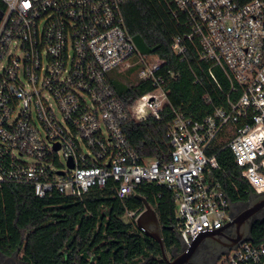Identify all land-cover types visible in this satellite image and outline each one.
I'll return each mask as SVG.
<instances>
[{
    "label": "built area",
    "instance_id": "1",
    "mask_svg": "<svg viewBox=\"0 0 264 264\" xmlns=\"http://www.w3.org/2000/svg\"><path fill=\"white\" fill-rule=\"evenodd\" d=\"M2 1L0 183L31 185L46 198L82 197L113 180L121 199L144 182L167 185L183 249L226 226L239 204L215 174L221 165L210 151L217 141L233 151L253 192L264 194V0H168L188 29L175 40L176 54L185 58L188 41L196 43L213 76L219 68L231 84L228 104L202 119L174 109L168 162L141 158L122 127L159 118L169 103L158 75L164 62L138 50L123 0ZM133 68L137 80L156 88L126 107L107 74ZM218 264H264V242H241Z\"/></svg>",
    "mask_w": 264,
    "mask_h": 264
},
{
    "label": "trees",
    "instance_id": "2",
    "mask_svg": "<svg viewBox=\"0 0 264 264\" xmlns=\"http://www.w3.org/2000/svg\"><path fill=\"white\" fill-rule=\"evenodd\" d=\"M243 5L252 0H235ZM5 4L0 0L1 15ZM126 27L138 50L164 62L158 75L164 79L169 103L160 117L128 120L122 127L135 152L145 159L170 160L171 143L167 133L175 119L174 109L186 117L202 119L215 106L228 104L230 81L219 68L209 70L200 60L198 46L188 41L186 57L176 54L173 45L188 29L179 22L168 0H123ZM136 68L111 70L107 74L111 88L126 106L155 87L151 79L137 80ZM241 92L231 94L232 99ZM220 140L210 154H217L221 169L216 176L233 203L249 200L254 193L241 175L233 151ZM117 183L93 187L82 197L55 194L38 197L31 185L0 183V254H17L25 264H166L160 245L136 224L146 198L156 210L167 252L181 247L179 220L173 190L167 185L144 182L135 192L121 199ZM252 239L264 242V221L252 226ZM22 253V256L20 254Z\"/></svg>",
    "mask_w": 264,
    "mask_h": 264
},
{
    "label": "water",
    "instance_id": "3",
    "mask_svg": "<svg viewBox=\"0 0 264 264\" xmlns=\"http://www.w3.org/2000/svg\"><path fill=\"white\" fill-rule=\"evenodd\" d=\"M69 164L71 167H73L72 161H70ZM138 197L144 202L145 208L137 216L136 224L138 228L141 229L147 236L151 237L159 243L163 254V259L166 264H186L204 240L208 238L215 240L218 239V236L222 234L223 229L202 233L198 236V238L193 242L191 246H189L187 249H183L182 252H180L177 256H174L171 259L168 256V252L163 241L162 229L156 210L151 206V204L146 198L142 196ZM247 203V209H245L239 215H234L233 220L226 225L227 227L234 228V236L224 235L222 240L220 238V241L224 242L226 245V252L236 248L241 242H244L246 240H253L252 224H250V222L253 216H255L259 211L264 209V194L253 193ZM234 209L235 208L232 207L233 213ZM260 221H264V217L260 218ZM178 238L182 246V240L180 237ZM0 256L5 257L1 254ZM14 257L17 258V254H15V256L5 258Z\"/></svg>",
    "mask_w": 264,
    "mask_h": 264
},
{
    "label": "flooded vegetation",
    "instance_id": "4",
    "mask_svg": "<svg viewBox=\"0 0 264 264\" xmlns=\"http://www.w3.org/2000/svg\"><path fill=\"white\" fill-rule=\"evenodd\" d=\"M248 201L239 203L234 209V215H239L248 207ZM264 217V209L259 211L255 216L252 217L250 224H253L260 220V218ZM222 234L218 236V239L208 238L204 240L199 247L196 249L194 254L191 256L189 261L186 264H218L222 255L226 253V245L224 242L220 241L223 239L224 235L234 236V228L224 226ZM182 246L179 249H175L171 252V259L174 256H177L180 252H182ZM4 264H25L23 261H16V258H7L4 261Z\"/></svg>",
    "mask_w": 264,
    "mask_h": 264
},
{
    "label": "rangeland",
    "instance_id": "5",
    "mask_svg": "<svg viewBox=\"0 0 264 264\" xmlns=\"http://www.w3.org/2000/svg\"><path fill=\"white\" fill-rule=\"evenodd\" d=\"M20 256H22V253L20 254ZM168 256L169 258H171V252H168ZM18 257V256H17ZM19 258V257H18ZM139 264H145L144 262H140Z\"/></svg>",
    "mask_w": 264,
    "mask_h": 264
},
{
    "label": "crops",
    "instance_id": "6",
    "mask_svg": "<svg viewBox=\"0 0 264 264\" xmlns=\"http://www.w3.org/2000/svg\"><path fill=\"white\" fill-rule=\"evenodd\" d=\"M17 259H19L18 257H17ZM20 260V259H19Z\"/></svg>",
    "mask_w": 264,
    "mask_h": 264
}]
</instances>
